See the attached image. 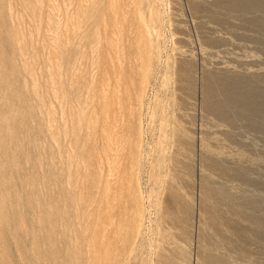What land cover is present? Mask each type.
Wrapping results in <instances>:
<instances>
[{"label":"rangeland","instance_id":"obj_1","mask_svg":"<svg viewBox=\"0 0 264 264\" xmlns=\"http://www.w3.org/2000/svg\"><path fill=\"white\" fill-rule=\"evenodd\" d=\"M0 264H264V0H0Z\"/></svg>","mask_w":264,"mask_h":264}]
</instances>
